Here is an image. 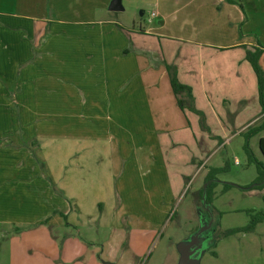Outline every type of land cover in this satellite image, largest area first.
Wrapping results in <instances>:
<instances>
[{
	"label": "crops",
	"instance_id": "0c3cea01",
	"mask_svg": "<svg viewBox=\"0 0 264 264\" xmlns=\"http://www.w3.org/2000/svg\"><path fill=\"white\" fill-rule=\"evenodd\" d=\"M111 1L100 7L113 11ZM153 3L150 22L161 18L159 26L140 24L129 31L109 17L62 21L0 11V222L14 220L20 180L27 193L45 202L48 179L51 184L63 178L67 197L59 196L53 213L67 219L77 208L82 224L87 219L93 226L97 214L103 228L112 206L97 196L111 194L115 179L140 180L132 188L137 193L149 190L148 183L163 188L161 193H175L176 186L182 192L189 174L207 167L216 148L263 116L247 52L261 50L264 71V0ZM143 36H155L158 45L145 44ZM167 63L192 88L204 123L200 114L178 105ZM46 115L58 116L56 123L45 121ZM161 204L167 220L170 208ZM123 206L112 222L120 229L133 224L124 219ZM150 211L137 227L156 228ZM46 219L44 214L39 222ZM76 222L70 218L66 224Z\"/></svg>",
	"mask_w": 264,
	"mask_h": 264
},
{
	"label": "rangeland",
	"instance_id": "374dc122",
	"mask_svg": "<svg viewBox=\"0 0 264 264\" xmlns=\"http://www.w3.org/2000/svg\"><path fill=\"white\" fill-rule=\"evenodd\" d=\"M17 1H0V11L37 16L40 13L62 21L104 20L109 17L123 24L128 31L138 30L140 24L146 29L159 26L161 21V18L155 17L150 22L156 0H123L124 10L116 12L100 7L103 0H50V11L48 0ZM152 37L154 39L143 36L142 41L158 45V39ZM45 119L56 123L58 116L46 115ZM63 119L69 121V115ZM57 133L60 134V131ZM62 133L67 135L70 132ZM256 139L255 136L251 146L256 157L264 161ZM244 143V135H240L216 148L206 162L207 167L189 174L190 180H186L187 185L183 186L182 192L176 186L175 193L172 189L169 193H161L163 188L155 190L148 183L149 190L137 193L135 189H138L140 180L115 179L116 186L111 184V194L107 192L97 196L112 206L105 213L108 224L105 222L103 228L98 226L100 218L97 214L93 226H90L86 225L87 219L84 224L81 223L80 215L76 213L79 210L73 208L68 212L70 218L78 222L74 227L66 224L70 218L53 213L54 205L61 201L59 196L63 199L67 197L60 186L64 183L63 178H55V183L52 177L51 184L48 179L45 202L37 194L27 193L23 180H20L13 195L14 220L0 222V264H104L106 261L114 264H264V219L253 231L227 234L231 229L247 225L253 215L264 211L261 191L250 189L257 178V168L249 163ZM226 164L228 169L216 176L218 184L213 187L212 204L205 203V193L201 195L199 190L207 184L205 174L209 173L206 171ZM172 181L175 183V179ZM225 182L232 186L225 189ZM125 188L127 191H124ZM92 200L86 203L88 210ZM162 201L166 208H170L167 220L161 211L164 208ZM64 202L67 203L66 199ZM122 205L126 208L124 219L127 217L133 224L120 229L112 222ZM96 206L93 208L97 210ZM149 209L155 215L153 222L156 228L137 227L139 221L145 222L146 217L152 215ZM44 214L47 219L39 222Z\"/></svg>",
	"mask_w": 264,
	"mask_h": 264
},
{
	"label": "trees",
	"instance_id": "16d2710c",
	"mask_svg": "<svg viewBox=\"0 0 264 264\" xmlns=\"http://www.w3.org/2000/svg\"><path fill=\"white\" fill-rule=\"evenodd\" d=\"M261 50L256 49V51L249 50L247 52V59L252 64L254 71L256 72L258 84H259V94H260V103L262 106V112L264 113V71L259 63ZM166 68L168 71V75L170 78V82L172 85V89L176 95L178 105L182 110L189 109L200 114L202 122H205V116L203 112H200L194 103V96L192 93V88L188 85L182 84L178 78V71L173 64H166ZM264 131V114L263 116L253 124L249 125L247 130L242 133L244 135L245 143L244 150L248 156L249 163L255 164L257 168V178L255 180L254 185L250 187V189H258L260 191L264 190V161L259 160L253 148L251 146V139L254 136L260 135ZM259 149L261 154L264 156V136H261L259 139ZM228 169V164L218 168H212L209 171L205 181L207 184L204 188H202L199 193L202 195L205 192L206 203L212 204L213 202V187L218 184L216 176L218 173L225 171ZM232 184L225 182L224 187L229 188ZM248 187V188H249ZM246 188V187H243ZM262 198L264 200V193L262 194ZM264 219V211H260L257 215H253L250 222L242 227H236L234 229L229 230L227 234H232L238 231H246L250 232L256 228V225L262 222Z\"/></svg>",
	"mask_w": 264,
	"mask_h": 264
},
{
	"label": "water",
	"instance_id": "95a60500",
	"mask_svg": "<svg viewBox=\"0 0 264 264\" xmlns=\"http://www.w3.org/2000/svg\"><path fill=\"white\" fill-rule=\"evenodd\" d=\"M110 10H113V11H120V10H123L124 7L122 5V0H112L111 1V4L109 6ZM205 193V192H204ZM206 203V202H205Z\"/></svg>",
	"mask_w": 264,
	"mask_h": 264
},
{
	"label": "built area",
	"instance_id": "2783aa9c",
	"mask_svg": "<svg viewBox=\"0 0 264 264\" xmlns=\"http://www.w3.org/2000/svg\"><path fill=\"white\" fill-rule=\"evenodd\" d=\"M153 15H154V13H153ZM238 162V161H237Z\"/></svg>",
	"mask_w": 264,
	"mask_h": 264
}]
</instances>
